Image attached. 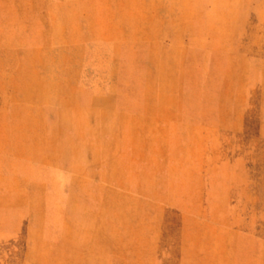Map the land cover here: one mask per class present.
Returning a JSON list of instances; mask_svg holds the SVG:
<instances>
[{
  "label": "rangeland",
  "instance_id": "obj_1",
  "mask_svg": "<svg viewBox=\"0 0 264 264\" xmlns=\"http://www.w3.org/2000/svg\"><path fill=\"white\" fill-rule=\"evenodd\" d=\"M0 264H264V0H0Z\"/></svg>",
  "mask_w": 264,
  "mask_h": 264
}]
</instances>
